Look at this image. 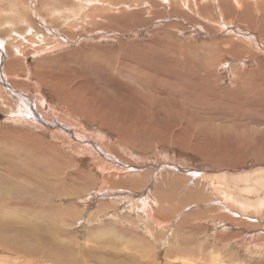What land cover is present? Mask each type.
<instances>
[{
	"label": "rangeland",
	"instance_id": "374dc122",
	"mask_svg": "<svg viewBox=\"0 0 264 264\" xmlns=\"http://www.w3.org/2000/svg\"><path fill=\"white\" fill-rule=\"evenodd\" d=\"M254 2L257 3V6L245 11L244 9H235L231 0H0V96L2 95L3 99L8 100L10 111L16 112L17 117L24 120L23 125L15 124L14 126L17 128L14 127V129L19 128L22 130L21 132L37 138L40 142L44 141L49 145L61 148L68 157L75 158L72 152L76 147L82 148L90 145L91 153L95 154L92 160L98 161L100 164L98 166L102 165L109 169L111 167L119 168L118 170L122 171L121 173L126 177L147 174L146 180H142L143 188L134 191L128 190L129 193L131 192L130 196L128 191L109 188V193L103 190L102 192L105 193L93 198L89 195L90 192H96L101 185L96 173L89 169L82 170V166L86 164L75 161L78 169L83 171V175L81 174L77 179L78 186H75V192L72 189L62 192L57 189L60 185L55 182L62 180L63 172L53 173L55 172L54 167H58L59 164L54 163V166L52 164L50 166L48 158H46L47 162L35 159L36 161H30L27 165L24 163V159L18 156V151L9 149L10 153L8 152V154L13 157H5L7 154L0 156V182H5L1 185L14 188L15 197H21L10 211L11 217L16 219L15 221L19 219L20 222L25 223L32 219L38 226L36 232H39V230L47 228L51 221L58 226L63 225L60 216L66 215L73 222L65 223L68 226H64V228L73 231L76 235V238H72L73 241L69 244H75L79 251L90 247L103 252L106 250L105 253L109 256H115L118 251V254L121 253L122 256L123 253L128 256L137 255L134 254V248L126 247L125 238L120 234L115 233V237L109 236L110 238L108 235L100 234L103 239L95 237L99 232L113 230L123 232L130 238L142 240L143 246L146 245L145 247L152 251L151 257L157 264H166L165 259L168 264H186V262L187 264H221L219 263L221 260L223 264H264V163H262L264 162V94H261L263 92L261 86L256 88L255 93L249 89V91L237 90L235 89L237 86L233 85L234 79L232 78L240 72L239 70H251L256 65L259 67L261 63H264V45L263 48H260L256 43H248L247 40L252 38L253 34L256 35L255 38L257 35L259 36V21L264 17V0H255ZM252 19L256 25L249 28L251 29L250 36L241 33L244 35V39L240 37V33L238 34L228 27L233 23L234 25L231 26L239 24L242 28L249 30L246 26ZM221 24H225L224 29ZM226 25L228 28H225ZM260 32L264 35V31ZM218 39L228 42L232 47L235 44L241 45V49L236 53L232 51L230 54L224 50V44L215 49L213 44L212 46L210 44ZM259 40V44L264 41L262 38ZM33 50L43 54L34 55ZM210 51L211 53L214 51L213 54L205 56L206 52ZM8 59H15L17 65L14 70L13 67L9 71L6 68L5 72L3 68H5V62H9ZM127 60L128 62H130L129 60L131 62H148L149 65L161 69H166L165 65L167 66V62H169L172 73L178 71V65L188 62L189 66L191 64L197 66L195 69L189 68V66L186 68L188 70L185 69V72L193 77L199 68H204V62H207L209 66L216 62L221 63L218 67V69L220 68L219 73L212 76L211 80L203 82V97L201 93L197 92V89H194L195 92L187 93L185 97H182L187 100L186 102L182 98H175L171 95L168 96V100H172L174 103H168V101L159 106V102L157 103L153 99V95L151 94L150 97L149 93L145 92L144 86L126 78L125 73L122 75L118 73L119 64L127 62ZM103 62L114 63L113 70L108 72L109 76H104L103 71L106 67ZM88 63L95 65L94 68L91 69V65L88 67ZM164 63L165 65L162 66ZM55 68H59L61 71L55 70ZM259 68L261 69L259 70L260 75H264V70ZM27 72L28 74L30 72V75ZM68 72L70 75L77 74H72L70 80L81 83L84 86L82 93H86V96L90 94L95 100L107 98L108 101L115 104L111 109L113 114H109L111 118L125 116L139 118L141 115H145L147 118L149 115L148 118L153 122L142 123V126L154 125L151 128V133H158L160 138L165 137L164 140L152 138V142H143L144 144H139V148L132 147L131 143H127L123 137L121 139L119 137L121 133L126 137L124 133L127 132V127L116 128L111 124L109 127L105 126V129L101 121L97 120L92 113L85 116L80 123L78 122L82 127L78 131L75 130L69 138L72 130L67 129L69 123L64 116L57 114V120L52 117H43V113L34 108L32 102L24 95L30 91L29 85H34L36 81L48 82L51 78L53 79L54 74L58 76L60 74L63 77ZM6 74L9 79L4 78ZM20 76L21 79L25 78L27 81L19 83L16 78H20ZM107 78L110 81L109 84ZM111 80H113V84ZM243 81L246 84V80ZM205 93L208 95L204 97ZM140 96H149L150 100L156 103L152 105L153 107L142 108ZM254 96L255 98H253ZM135 97H140L138 102ZM202 98L204 101L201 100ZM228 102L232 105L231 109L225 105ZM247 103L250 104V107ZM176 105L182 107L179 113L174 108ZM186 106L187 108H184ZM2 107L0 106L1 109H3ZM107 128H111V130ZM83 129H86L88 133L83 132ZM142 129L147 131V129ZM91 131L97 135L92 136ZM141 132L143 133L142 130L138 132V136L143 135ZM31 137L30 139H32ZM67 138L72 139V147L75 145L74 150L71 144L68 146ZM123 141H125V146L121 145ZM85 142L90 143L85 146L83 145ZM137 142L138 140L134 143ZM116 146L120 149H117ZM165 148L167 149L165 150ZM147 153H150V158ZM157 153L160 158H156ZM133 154L135 155L133 156ZM113 159L117 162H114ZM19 160H22L23 163H19ZM87 160L89 161V158ZM245 163L250 167L248 166L244 170L242 166ZM68 164L69 161H65L62 167L60 166L62 169L55 168L64 171L65 180L70 172V169L67 168L73 169L74 167V165L69 164L70 166H68ZM129 166H133V168L130 169ZM43 177L45 179H42ZM205 177L213 179L215 189L222 191L226 189L224 190L225 194L223 193L224 198L221 193V196L220 194L217 197L212 196L213 200L202 204L204 208H201V211L203 213L198 211L200 206L192 203L193 200L184 199L185 189L181 194H177L178 197L169 199L167 194L169 187L181 186L184 183L186 188L194 189L190 194L195 195L204 188L202 183ZM50 179L53 180L52 186L49 185L52 181ZM34 182L38 186L42 185L40 188H35L31 186ZM146 184L150 185V189L146 187ZM40 189L43 191L40 192ZM70 190L72 191L70 192ZM64 193L70 195L72 199L66 198L67 195L62 198ZM213 193L209 194L215 196ZM29 194L46 200L49 198L50 201L56 203L59 207L58 211L55 208H50L55 211L54 218L50 217L49 212L47 213L45 209L32 208L33 206L30 205L32 202L26 199ZM142 196L155 202L154 204L149 201L151 206H155L154 214L153 216L149 215V218H147L148 210L145 201L142 202ZM84 197L88 200L86 204L89 205H71L72 203L67 205V201L70 203V199L82 201ZM219 198L221 200L223 198L222 205L217 201ZM28 204L31 206L29 209ZM67 206L73 208L67 210ZM37 218L39 219L37 220ZM153 220H158L160 224H155ZM92 232L98 234L96 233L92 237ZM20 236L22 235L14 234L10 238L0 239V264H14L20 260L23 262L20 261L17 264H26L24 258L20 256L22 254L19 255L15 250H10L12 248L22 252L21 248L24 250L33 249L30 245L32 243L19 239L22 238ZM174 236L175 238H173ZM178 236L179 238H177ZM101 240L109 242L110 246H104L102 243L104 241L101 242ZM176 240L182 241L184 246L193 247L194 253L188 254L183 258L184 260L179 256L176 257L172 253L173 251H170L169 254V248L175 247ZM120 245L124 247L120 248ZM199 250L201 253L198 252ZM166 254H168L167 258ZM145 255L147 254L144 253L143 256ZM52 257L61 263L63 259L72 258L65 252L52 253ZM143 259L146 258L143 257ZM123 260L126 262V257ZM26 261L28 264V260ZM111 261H109L110 264Z\"/></svg>",
	"mask_w": 264,
	"mask_h": 264
},
{
	"label": "bare ground",
	"instance_id": "6f19581e",
	"mask_svg": "<svg viewBox=\"0 0 264 264\" xmlns=\"http://www.w3.org/2000/svg\"><path fill=\"white\" fill-rule=\"evenodd\" d=\"M255 0H231L232 2V5L234 6L235 9H239V10H242L244 9L245 11H247L248 9H251L253 6H257V3L254 2ZM181 7V6H180ZM98 9V8H97ZM259 12V11H258ZM234 14V13H233ZM256 14V13H255ZM184 15V14H183ZM76 17V16H75ZM257 17V15H256ZM254 18V17H253ZM233 20H235L233 18ZM236 21V20H235ZM246 21V20H245ZM244 21V22H245ZM234 22V21H233ZM241 22V21H240ZM250 23H247L248 25L246 27H248V29L250 27H254V25H256V22H253V19L251 21H249ZM41 23V22H40ZM241 24L243 25V23L241 22ZM259 24H260V27H259V36L257 35V38H255L256 35L253 34L252 38L250 37V39L248 38V43H256L257 45L260 46V48H263V45H264V41L261 42L259 44V39L262 38V40L264 39V35L260 32V31H264V17H262L259 21ZM223 24H221L222 26ZM231 25H234L233 23ZM228 26V27H231L233 31H235L236 33H240V37L242 39H244V35L243 34H248L250 36V30H246L244 28H242L239 24H237L236 26ZM225 26V24L222 26V28ZM38 27V26H37ZM41 27V26H40ZM227 25L225 28H228ZM224 29V28H223ZM226 30V29H225ZM232 32V31H231ZM257 32V31H256ZM243 33V34H241ZM253 33V32H252ZM89 35V34H88ZM252 35V34H251ZM90 37V36H89ZM238 36V39L240 38ZM246 38V37H245ZM58 40V39H57ZM60 40V39H59ZM61 41V40H60ZM54 43V42H53ZM213 44V47L216 49V48H219V46H221V44H224V50L227 51L228 54H230L232 51L236 53V51L240 50L241 49V45H233V47L231 46V44H228V42H224V40H219L218 41H214L213 43L211 42V46ZM48 45V44H47ZM65 45V44H63ZM262 46V47H261ZM22 47V46H21ZM44 47V46H43ZM15 48V47H14ZM46 48H50V47H46ZM53 49V47H51ZM17 49V48H15ZM211 49V48H209ZM221 49V47H220ZM62 50V49H61ZM94 50V49H93ZM261 50V49H260ZM264 50V48H263ZM262 50V51H263ZM12 51V50H11ZM15 51V50H14ZM20 51V50H19ZM34 51V50H33ZM53 51V50H52ZM207 51V49H206ZM215 51V50H214ZM213 51V52H214ZM221 51V50H220ZM230 51V52H229ZM170 52V51H169ZM213 52L211 53V51L208 53L206 52L207 54L205 56H209L211 54H213ZM222 52V51H221ZM7 54V53H6ZM18 54V53H17ZM16 54V55H17ZM42 55L43 53H40L39 51L38 52H35L34 51V55ZM12 55V54H11ZM23 55V54H22ZM219 55V54H218ZM9 57V56H8ZM236 57V55H235ZM57 59V58H56ZM131 59V58H130ZM9 60V59H8ZM25 61V60H24ZM130 62H121V64H117L118 66V73L119 74H124L125 73V77L129 78L130 80H132L133 82L137 83L138 85H141V86H144L145 87V92L151 97V94L153 95V99H155V101L158 103L159 102V106H162L163 104H166L169 100H168V96H175L178 97V98H182V97H185L187 93H192V92H195L194 89H197L198 93H201L202 94V97H203V87H204V83L203 82H206V81H209L211 80V77L212 76H215L217 75L216 73H219V65L221 62H216L215 64H207V62H204V68H199V70L197 71L196 75L193 77L192 75H188V73H186L185 71L188 70L186 68H188L189 66V63H185L184 65H178L177 68H178V71L175 72V73H172V68H171V64L169 62L168 63V67L165 65V63L162 65L164 66L165 65V68L166 69H161V68H156V67H153L151 64L149 65L148 62H131V60H129ZM19 63V62H18ZM30 63V62H29ZM92 63V62H91ZM91 63H88V67L90 66L91 69H93L95 65L91 64ZM104 66L106 67L104 69V76H109L108 75V72L109 71H112L113 70V65L114 63H111V62H103ZM229 63V62H228ZM25 64V63H24ZM175 64V63H174ZM181 64V63H180ZM207 64V66H206ZM224 64V63H223ZM16 60L15 59H11L9 60V62H5V65L3 69H5L4 71L6 72V68L7 70L9 71L11 67H13V70L16 68ZM136 65V66H135ZM186 65V66H185ZM226 65V64H225ZM28 66V65H27ZM135 66V67H134ZM87 67V68H88ZM259 67H261L263 70H264V63H261V65H259ZM258 67V65H256V67L254 69H244V70H239L240 72H238L237 74H235L232 78L234 79V83L233 85H236L237 90H250V91H256V88L261 86L263 90V92L261 93L262 95L264 94V75H260V72L259 70H261L260 68ZM99 68V67H98ZM108 68V70H107ZM168 68V69H167ZM189 68H197L196 65L194 64H191L189 66ZM241 68V67H240ZM12 69V68H11ZM90 69V68H88ZM96 69V68H95ZM186 69V70H185ZM234 69V68H233ZM55 70H59L61 71V69L59 68H55ZM54 70V71H55ZM98 70V69H97ZM69 71V70H68ZM76 71V70H74ZM93 71V70H92ZM91 71V72H92ZM99 71V70H98ZM238 71V70H237ZM13 72V71H12ZM50 72V71H49ZM82 72V71H81ZM96 72V71H95ZM183 72H185L184 74H182ZM8 73V72H7ZM10 73V72H9ZM61 73V72H60ZM66 73V72H65ZM93 73V72H92ZM99 73V72H98ZM117 73V72H116ZM28 74V72H27ZM52 74V73H51ZM59 74V73H58ZM62 74V73H61ZM72 74H76V73H72ZM71 74V75H72ZM118 74V75H119ZM4 75V74H3ZM30 75V72L29 74ZM27 75V77H28ZM66 75V76H65ZM71 75L70 73L68 72L67 74H64V76L62 77L60 74L59 76L58 75H55L54 74V77L53 79L51 78L50 81L48 82H42V81H36L34 83V85L30 86L29 85V88H30V91L29 92H26L24 93V95L32 102V106L34 108H36L38 111L40 110L42 113H43V117H52V118H56L58 115H62L64 116L69 125L67 127V129H71L72 130V134L69 135V138L74 134L75 130L78 131V129H80L82 126H79V123L80 121H83L84 120V117L89 115L90 113L93 114V116H95L97 118V120L101 121L102 123V126H106V127H109L111 124L114 125L116 128L120 127V128H128L126 131V133H124L126 135L123 136V134L121 133V135L119 136L120 139L123 137L124 140L127 141V143H131L130 145L133 147H137L139 148V146L141 144H144L146 142H152L153 140H151L152 138H158L159 140V134L158 133H151V128L154 126V125H151L149 126L148 125H143L142 126V123H145L147 124L148 121H152L151 119L145 117V115H141V117H132V116H125V117H115L114 118H111L109 116L111 112V109L113 108V106H115V104H112V102L108 101L109 99H94L92 95L89 94V96H86V93H82V88L84 87L81 83H76L75 81L73 80H70L71 79ZM77 75V74H76ZM8 75L6 74V76H4V78H7ZM83 77V76H82ZM16 78V77H15ZM228 78V77H227ZM9 79V78H7ZM73 79V78H72ZM108 79V78H107ZM230 79V78H229ZM16 80H19V83L23 82L24 80L27 81V79L25 78H22L21 79V76L20 78H16ZM45 80V79H44ZM243 80H246V84L244 83ZM109 81V79H108ZM73 82V83H71ZM78 82V81H77ZM95 83V82H94ZM110 83V81L108 82V84ZM111 83L113 84V80H111ZM27 84V83H26ZM116 84V83H115ZM134 84V83H133ZM22 85V84H21ZM92 86V85H91ZM137 86V85H136ZM139 87V86H138ZM235 87V86H234ZM142 88V87H141ZM27 90V89H26ZM81 90V92H80ZM139 90V89H138ZM248 90V91H249ZM137 91V90H136ZM138 93V92H137ZM140 94V93H139ZM141 95V94H140ZM208 95V93H205L204 97ZM2 96V95H1ZM0 96V106H3L2 108L4 109H1L0 110V126H3L4 127H1L0 128V156H4L7 154V157L9 156L8 152H9V149L11 150H14V151H18V156L22 159H24V163H26L27 165L30 163V161H33V160H37V159H42L43 161L48 158V164L50 166H54V163L56 164H59L58 167H62V164L63 162L65 161H69V164H72V166L74 165L73 169L71 168H67V169H70V172L69 174H67V179L65 180V173L63 170H61L60 168L59 169H55V168H58V167H54V171L53 173H56V172H63L62 174L64 175L62 177V180L61 181H57L55 182L56 184L60 185L57 189H59L60 191H66L69 189H72L74 190L75 192V186H78L77 184V179H79V176L82 174L83 175V171H81L80 169H78V165L75 163V161H79L81 164H86L85 166H82L83 169L82 170H92L94 173H96L97 175V178H99V184L101 185L99 187L98 190H96V192L92 191L90 192V196L95 198V196H99L100 194H103L105 192H102L103 190L107 191L106 193H109V188H112V189H116V190H124V191H128V190H141L143 187L142 185V180H146V176L147 174H143V175H138L136 174V177H133L130 176V177H126L123 173H121L122 171H119L118 169L119 168H113L111 167L109 169L106 168L105 166H98L100 164H98V161H93L92 158L95 156L94 153H91V146L89 145L88 147H76V149L74 150V146L72 147V139L70 140L69 138H67V141H68V146L71 144V147L72 149L74 150L72 152V154H74L75 158L74 157H68L66 156V154H64L61 150V148H58L56 146H53V145H49L47 144V142H44V141H39L37 138H33L31 137V135H28L24 132H21L22 130L21 129H14V126L15 124L21 126L23 125L22 122H24V120H20L18 117H17V114L16 112L14 111H10V104L8 103V100L6 99H3L2 97ZM141 97V103H142V108L144 107H147V106H152L154 105L156 102L155 101H151L150 100V97ZM139 97V98H140ZM210 97V96H209ZM139 98H136V101L138 102ZM162 98V99H161ZM174 98V99H175ZM255 98V96L253 97ZM94 99V100H93ZM133 99V97H132ZM147 99V100H146ZM183 99V98H182ZM200 99V98H199ZM159 100V101H158ZM167 100V101H166ZM184 102H186L187 100L186 99H183ZM202 101H204V99L202 98L201 99ZM210 100V99H209ZM108 101V102H107ZM12 102V101H11ZM10 102V103H11ZM30 102V103H31ZM136 102V103H137ZM174 103L172 100H170L168 103ZM238 102V101H237ZM243 102V101H242ZM246 103V102H245ZM12 104V103H11ZM187 104V103H186ZM192 104V103H191ZM229 104V105H228ZM248 104V103H247ZM173 105V104H171ZM184 105V104H183ZM227 108L231 109L232 108V105L231 103H226L225 104ZM224 105V106H225ZM228 105V106H227ZM245 105V104H244ZM253 105V104H252ZM181 106V105H179ZM179 106H175L174 108H176V111L177 113H179L180 110H182V107H179ZM241 106V105H240ZM239 106V107H240ZM248 106L250 107V104H248ZM247 106V107H248ZM153 107V106H152ZM225 107V108H226ZM12 108V107H11ZM184 108H187L184 107ZM205 108V107H204ZM152 109V108H151ZM262 109V108H261ZM148 110V109H147ZM175 111V112H176ZM264 111V110H263ZM187 112V111H186ZM231 112V111H230ZM182 113H185V112H182ZM30 114V113H29ZM58 114V115H57ZM113 114V113H112ZM118 114V113H117ZM187 114V113H186ZM158 115V114H157ZM176 115V114H175ZM183 116V115H182ZM113 117V115H112ZM172 117V116H171ZM189 118V117H188ZM36 119V118H35ZM95 119V118H94ZM57 120V118H56ZM27 121V120H26ZM157 121L159 122V120L157 119ZM79 122V123H78ZM153 122V121H152ZM12 124V125H11ZM7 125V126H6ZM249 125V124H248ZM26 126V124H25ZM30 127V126H28ZM105 127V129H106ZM17 128V127H16ZM142 128L144 129H147V131H144ZM43 129V128H42ZM60 129V128H59ZM66 129V131H68ZM109 130H111V128H107ZM139 129H141L143 131V135L141 136H138V132ZM62 131L64 129H61ZM186 129L184 128V131ZM83 132H86L87 130L86 129H83L82 130ZM117 131V130H115ZM161 131V130H160ZM30 132V131H29ZM43 132V131H42ZM60 132V131H59ZM133 134H132V133ZM44 133V132H43ZM88 133V132H86ZM92 133V136H96L97 134H94L93 131H91ZM140 133V134H141ZM147 133V134H146ZM251 133V132H250ZM77 134V133H76ZM79 134V133H78ZM146 134V135H144ZM149 134V135H148ZM80 135V134H79ZM129 135H132V137H129ZM219 135V134H218ZM101 136V135H100ZM30 137L32 139H30ZM56 137V135H55ZM250 137V136H249ZM254 137V136H253ZM86 138V136H85ZM142 140H140V139ZM165 138V137H164ZM163 137H161L160 139L161 140H164ZM66 140V139H65ZM82 140H83V137H82ZM90 140V139H89ZM97 140V139H96ZM138 140L137 143H134ZM254 140V139H253ZM156 141V140H155ZM56 142V141H55ZM125 141H123L121 145H124ZM144 142V143H143ZM90 143V142H85L83 143V145L87 146V144ZM158 143V142H157ZM140 144V145H139ZM136 145V146H135ZM255 145V144H254ZM82 146V145H81ZM115 146V144H114ZM248 146V145H247ZM67 147V146H66ZM69 147V148H71ZM117 147V146H116ZM153 147V146H152ZM254 147V146H253ZM119 147H117L118 149ZM143 148V147H142ZM149 148V147H148ZM154 148V147H153ZM120 149V148H119ZM167 148H165L166 150ZM247 149V148H245ZM90 150V151H89ZM134 150V149H133ZM163 150V149H162ZM5 151H7V153H5ZM150 151V150H149ZM158 151V150H157ZM156 151V152H157ZM164 151V150H163ZM178 151V150H177ZM75 152V153H74ZM175 152V151H174ZM203 152V151H202ZM10 153V152H9ZM14 153V152H13ZM21 153V154H20ZM115 153V152H114ZM138 153V152H137ZM141 153V152H140ZM159 153V152H158ZM158 153L156 154V158H160L158 156ZM255 153V152H254ZM15 154V153H14ZM148 154V153H147ZM253 154V153H252ZM135 154H133L134 156ZM255 155V154H254ZM12 156V155H11ZM9 156V158L11 157ZM16 156V155H15ZM144 156V155H143ZM148 158H150V153L148 154ZM13 157V156H12ZM6 158V159H7ZM15 158V157H14ZM85 158V159H84ZM89 158V161L87 160ZM140 158V157H139ZM146 158V156H145ZM149 161H152L151 159H148ZM155 158V159H156ZM138 159V158H137ZM172 159V158H171ZM14 160V159H13ZM35 160V161H36ZM87 160V161H86ZM92 160V161H91ZM114 160V159H113ZM142 160V159H140ZM6 161V160H5ZM20 162L19 163H23L22 160H19ZM34 161V162H35ZM46 161V160H45ZM110 161V160H109ZM47 162V161H46ZM112 162V161H111ZM114 162H117L116 160H114ZM158 162V161H157ZM164 162V161H163ZM7 163V162H6ZM12 163V162H11ZM113 163V162H112ZM111 163V164H112ZM148 163V162H147ZM150 163V162H149ZM152 163H154L152 161ZM167 163V162H166ZM171 163V162H170ZM175 163V162H174ZM264 163V162H262ZM10 164V163H9ZM25 164V165H26ZM52 164V165H51ZM66 164V163H65ZM68 164V166H70ZM119 164V162H118ZM117 164V165H118ZM126 164V163H125ZM155 164V163H154ZM158 164V163H157ZM124 165V164H122ZM127 165V164H126ZM152 165V164H151ZM159 165V164H158ZM171 165V164H170ZM125 166V165H124ZM250 167V165H248L247 163L244 164V166H242V168L245 170L247 169V167ZM48 167V166H47ZM46 167V168H47ZM130 167V166H129ZM139 169H140V166H138ZM136 167V168H138ZM144 167V166H143ZM175 167V166H174ZM184 167V166H183ZM127 168V166H126ZM133 168V166L130 167V169ZM161 168V167H159ZM158 168V169H159ZM181 168V166H180ZM24 169V168H23ZM27 170V169H26ZM52 170V169H51ZM79 170V171H78ZM168 170V169H167ZM196 170V169H195ZM238 170V169H237ZM241 170V168H240ZM243 170V171H244ZM32 171V170H31ZM50 171V170H49ZM179 171V170H178ZM192 171V170H191ZM201 171V170H200ZM36 172V171H35ZM187 172V171H186ZM204 172V171H203ZM216 172V171H215ZM225 172V171H224ZM33 173V172H32ZM51 173V172H49ZM207 173V172H206ZM46 174V173H44ZM87 174V173H86ZM134 174V173H133ZM59 177L60 175L57 174ZM184 175V174H183ZM188 175V174H186ZM42 176V175H41ZM62 176V175H61ZM128 176V175H127ZM149 176V174H148ZM206 176V175H205ZM223 176V175H222ZM48 177V176H47ZM54 177V176H53ZM152 177V176H151ZM155 177V176H153ZM207 177V176H206ZM204 178V182L202 183V186L204 188H202L201 191H198L197 193H195V195L192 193L190 194L193 190H191L189 187L186 188V184L183 183V185H179L176 187L173 186V187H169L168 190H167V194L168 196L170 197L169 199H173L174 197H178L179 194H181L184 190V192L186 193L185 195V200H193L194 202L192 203H196L198 204L200 207L198 209V211L200 210L201 211V208H204L202 206V204H206L207 201L210 202V200H213L211 197H217V195L221 196V193L223 194L224 193V189L223 191L220 190V189H215L214 188V181L213 179H207V178ZM39 178H41L39 176ZM55 178V177H54ZM61 178V177H60ZM96 178V177H95ZM163 178V177H162ZM188 178V177H187ZM42 179H45V177H43ZM155 179V178H154ZM165 179V178H164ZM180 179V178H179ZM39 180V179H37ZM48 180V179H46ZM52 179H50L51 181ZM160 180V179H159ZM202 180V179H201ZM209 180V181H208ZM35 181V180H33ZM32 181V182H33ZM148 182H150V180H147ZM157 181V180H156ZM176 181V180H175ZM197 181V180H196ZM43 182V181H42ZM52 182L53 180L50 182V186H52ZM144 182V181H143ZM174 182V181H173ZM2 183H5V182H2ZM0 182V239L1 238H10L12 235L14 234H21L22 238H19V239H23V240H27L26 242H31L32 244H30L33 249L31 250H28V249H22V252L19 251L18 249H12L10 248V250L12 251H16L17 253L22 254L20 256H22V258H24V263L27 264V261L28 260V264H48V263H53V264H87V263H90V264H110L109 261H111L112 259V263L111 264H157L155 259L153 257H151V254H152V251L149 250L147 247L143 246V241L142 240H139V239H134V238H130L128 236H125V234L122 232H119V231H113V230H105L104 232H99V234L95 237H98V239H103V236L101 235H108L109 236H112V237H115V233L116 234H120L123 238H125V245L126 247L129 246V248H134L133 251L134 254L136 253L137 255H131V256H128L126 255V253H123V256L121 255V253L118 254V251L117 254H115V256H109V254L105 253V248H104V252L101 250H93L92 248H83L81 251H79V249L76 247L75 244H69L71 241H73L72 238H74L76 235L73 231H70L69 229H66V227L64 228V226H68L66 224H69V222H73V221H70V218H68V216L66 215H63L60 216L62 219L61 221L63 223V225H57L56 223L52 222L51 221V224L49 225L48 223V226L47 228L43 229V230H39V232H36L38 230V226L34 224L33 220L31 219L30 222L28 223H25V222H20L19 219H17V221L14 220L12 216V214H10V211H12V208H14L15 206V202H17L18 200L21 199V197H15L14 194H13V190L14 188H10V186H6V185H1L2 184ZM145 183V182H144ZM48 184V183H47ZM179 184V183H178ZM220 184V183H219ZM37 185V186H36ZM42 184H40L38 186L37 183H33L31 184V186L35 187V188H40ZM45 185V184H44ZM67 185V187H66ZM147 185V184H146ZM167 185V184H166ZM23 186V185H22ZM155 186V185H154ZM24 187V186H23ZM62 187V188H61ZM66 187V188H65ZM148 189H150V185L148 184L146 186ZM161 187V186H160ZM216 187V186H215ZM218 187V186H217ZM42 188V187H41ZM64 188V189H63ZM157 188V186H156ZM182 188V190H181ZM20 189V188H18ZM38 190V189H37ZM41 190V189H40ZM70 190V192L72 191ZM43 189L40 191L42 192ZM143 191V190H142ZM147 191V190H145ZM144 191V192H145ZM149 191H153V190H149ZM45 192V191H44ZM112 192V191H111ZM119 192V191H118ZM122 192V191H121ZM120 192V193H121ZM141 192V191H140ZM139 192V193H140ZM211 192H214L212 194H209ZM226 192V191H225ZM69 193V192H67ZM67 193H64L62 195V198L63 196L67 197H70V195H68ZM98 193V194H97ZM124 193V192H123ZM121 193V194H123ZM131 193V192H130ZM130 193L128 191V195L130 196ZM58 194V193H57ZM116 194V193H115ZM125 194V193H124ZM178 194V195H177ZM225 194V193H224ZM223 194V198H224V195ZM17 195V194H16ZM137 195V194H136ZM140 195V194H139ZM154 195V194H153ZM193 195V196H192ZM18 196V195H17ZM74 196V195H72ZM118 196V194H117ZM161 196V195H160ZM172 196V198H171ZM24 197V196H23ZM55 197V196H54ZM57 197V196H56ZM75 197V196H74ZM109 197V195H108ZM112 197V196H110ZM157 197H158V194H157ZM156 197V198H157ZM201 197V198H200ZM59 198V197H58ZM61 198V197H60ZM71 198V197H70ZM134 198V197H133ZM160 198V197H159ZM223 198L222 200L220 199H217V201H219L221 203V205L223 204ZM27 201H31L29 204L31 206H33L32 208H40V209H45V211L50 215V217L55 214L54 212V209H50V208H55L57 211L59 210V207L57 206L56 203L52 202L49 200V198L47 201L45 198H40V197H34L32 194H29L27 197H26ZM72 199V198H71ZM70 199V203L69 201H67V205L71 204H80V205H84V206H87L89 204H86L88 203V200L84 197V199L81 201V200H75V201H72ZM81 199V198H80ZM112 199V198H111ZM136 199V198H135ZM155 199V198H154ZM52 200V199H51ZM91 200V199H89ZM25 201V200H24ZM23 201V202H24ZM61 201V200H60ZM137 201V200H135ZM140 201V200H139ZM145 201V206L147 208V218H149V215H152L154 214V211H155V206H151L150 205V202L151 200L147 199V198H144L142 196V202ZM156 201V199H155ZM173 201V200H172ZM178 201V200H177ZM199 201H202V202H199ZM247 201V200H246ZM62 202V201H61ZM91 202V201H90ZM152 203L155 204V202L151 201ZM157 202V201H156ZM186 202V201H185ZM214 202V201H213ZM236 202V201H235ZM18 203V202H17ZM167 203V202H166ZM165 203V204H166ZM226 203V202H225ZM230 203V202H229ZM240 203V202H239ZM28 204V209L29 207H31L30 205ZM60 204V203H59ZM143 204V203H142ZM24 205V204H23ZM140 205V204H139ZM153 205V204H152ZM187 205V204H186ZM185 205V206H186ZM197 205V206H198ZM151 206V207H150ZM205 206V205H204ZM79 207V206H78ZM81 207V206H80ZM26 208V207H24ZM73 207H68L67 206V210L71 209ZM184 209V208H183ZM186 209V208H185ZM20 210V209H19ZM118 210V209H117ZM21 211V210H20ZM32 211V209H31ZM75 211V210H74ZM185 211V210H184ZM70 213L72 211H69ZM113 212V211H112ZM202 212V211H201ZM218 212V211H217ZM25 213V212H24ZM54 213V214H53ZM73 213V212H72ZM109 213V212H108ZM115 213V212H114ZM118 213V212H116ZM203 213V212H202ZM21 214V213H20ZM67 214V213H66ZM74 214V213H73ZM124 214V213H123ZM80 215V214H79ZM29 216V215H28ZM74 216V215H73ZM91 216V215H90ZM34 217V216H32ZM31 217V218H32ZM112 217V216H111ZM20 218V217H19ZM54 218V217H53ZM56 218V217H55ZM58 218V216H57ZM56 218V219H57ZM75 218V217H74ZM21 219V218H20ZM28 219V218H27ZM39 218H37L38 220ZM115 219V218H114ZM113 219V221H114ZM120 219V218H119ZM25 220V219H24ZM52 220V219H51ZM74 220V219H73ZM123 220V219H122ZM159 220V219H158ZM157 221H154L155 224H158L159 222ZM223 220V219H222ZM96 221V220H95ZM94 221V222H95ZM56 222V221H55ZM59 222V221H58ZM66 223V224H65ZM86 223V222H85ZM106 223V221H105ZM114 223V222H113ZM162 223V222H161ZM166 223V222H165ZM123 224V223H122ZM154 224V225H155ZM160 224V223H159ZM40 226V225H39ZM86 226V225H84ZM158 226V225H157ZM43 227V226H42ZM41 227V228H42ZM69 228V227H68ZM160 228V227H159ZM40 229V228H39ZM79 229V228H78ZM83 230H84V227H83ZM47 231V232H46ZM174 231V230H173ZM96 233H93L91 235H93L92 237H94V235ZM105 233V234H104ZM101 234V235H100ZM173 235V234H172ZM175 235V234H174ZM119 236V235H118ZM117 236V237H118ZM134 236V235H133ZM146 237V236H145ZM76 238V237H75ZM110 238V237H109ZM109 238H107L109 240ZM137 238V237H136ZM175 238V236L173 237ZM179 238V236L177 237ZM72 239V240H71ZM15 240V239H14ZM97 240V239H95ZM184 240V239H183ZM7 241V240H6ZM5 241V242H6ZM104 241V242H102ZM159 241V240H158ZM169 241V240H168ZM173 241V240H172ZM93 242V240H92ZM100 242V241H98ZM101 242L104 244V246H110V243L109 242H106L105 240H101ZM177 242L175 247H170L168 253L170 254V251H173L172 253L176 256V257H180V259L182 258V260H184L183 258L186 257L188 254L190 253H194L193 251V247H189L187 245L184 246V244L182 243V241H175ZM11 243V242H10ZM13 243V242H12ZM96 243V242H95ZM119 243V242H118ZM123 243V242H122ZM153 243V242H152ZM189 243V242H188ZM7 244V243H6ZM91 244V243H89ZM93 244V243H92ZM117 244V242H116ZM121 244V243H120ZM148 244V243H147ZM174 244V243H173ZM172 244V245H173ZM3 245V244H2ZM88 245V243H87ZM97 245V244H96ZM12 246V245H11ZM92 246V245H91ZM112 246V245H111ZM114 246V245H113ZM123 245H120V248L122 247ZM149 246V245H148ZM174 246V245H173ZM177 246V247H176ZM124 247V246H123ZM122 247V248H123ZM162 247V246H161ZM168 247V246H167ZM5 248V247H3ZM8 248V247H7ZM101 249H103L101 247ZM109 249V248H108ZM113 249V248H111ZM110 249V250H111ZM137 249V250H136ZM9 250V252H10ZM124 250H127L126 248H124ZM6 251V250H4ZM203 251V250H202ZM62 252H65V253H68L72 256L71 259H63L62 263L59 262V261H56L53 259L52 257V253H62ZM200 252V250L198 251ZM145 254V256H143ZM201 253V252H200ZM125 254V255H124ZM129 254V253H128ZM201 256V255H200ZM126 257V262L123 260V258ZM143 257H145L146 259H143ZM168 257V254H166V258ZM190 257V256H189ZM188 257V258H189ZM120 258V259H119ZM196 258V257H195ZM203 258V257H202ZM16 259V258H15ZM20 259V258H19ZM165 259V258H164ZM59 260L61 261V258H59ZM133 260V262H132ZM181 260V262H182ZM21 261V260H20ZM17 262V263H20ZM26 261V262H25ZM48 261V262H46ZM50 261V262H49ZM186 261V260H185ZM191 261V260H190ZM23 262V261H21ZM178 262V261H177ZM180 262V261H179ZM17 263H14V264H17ZM165 263H167V259H165ZM196 263V262H195ZM219 263L223 264L222 260L219 261ZM23 264V263H22ZM177 264V263H176ZM187 264V262H186Z\"/></svg>",
	"mask_w": 264,
	"mask_h": 264
}]
</instances>
